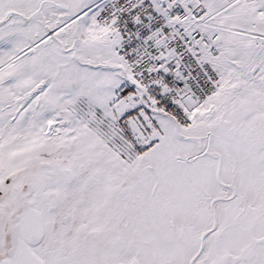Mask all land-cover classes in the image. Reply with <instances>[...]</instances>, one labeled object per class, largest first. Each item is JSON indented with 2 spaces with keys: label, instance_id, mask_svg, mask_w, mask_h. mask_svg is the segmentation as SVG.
I'll use <instances>...</instances> for the list:
<instances>
[{
  "label": "snow or ice",
  "instance_id": "snow-or-ice-1",
  "mask_svg": "<svg viewBox=\"0 0 264 264\" xmlns=\"http://www.w3.org/2000/svg\"><path fill=\"white\" fill-rule=\"evenodd\" d=\"M0 264H264V0H0Z\"/></svg>",
  "mask_w": 264,
  "mask_h": 264
}]
</instances>
